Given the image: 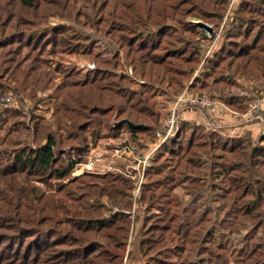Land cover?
Listing matches in <instances>:
<instances>
[{"label":"trees","instance_id":"trees-1","mask_svg":"<svg viewBox=\"0 0 264 264\" xmlns=\"http://www.w3.org/2000/svg\"><path fill=\"white\" fill-rule=\"evenodd\" d=\"M258 2L264 4V0H258ZM20 3L21 6L28 9L36 8L33 0H20ZM223 3L226 4L225 0H223ZM251 5L242 10L248 13L249 18H243V20L240 16L236 17L235 22H233L237 23L236 27H239L240 23H244L245 19H251L254 14L261 13L264 16V12H261L257 8L258 6ZM50 7L45 8V11L49 8V12L46 11L44 15L42 14L41 18L43 20L46 15L56 14L54 8ZM235 10L239 13L241 8L238 7ZM224 11L225 8L223 7L219 13L223 14ZM139 13L136 14V20L134 21V26L137 28L131 26L127 29L129 34H127V40L122 44L128 48L126 51L127 64L133 66L135 73L146 76L151 80L155 79L154 81L159 84L166 83L165 94L173 95L184 87L186 80L189 81L194 69L199 64V54L196 48H191L192 52L188 54L185 50L176 55L171 53L166 45L161 47V49H164L162 54H153L156 49L160 48V42L157 44L150 42L146 45L141 37L147 30L151 33L160 28L161 25L165 26L166 19L169 16L163 10L160 12L153 11V8ZM213 13L217 12L213 11ZM158 16L165 17V20L159 21ZM7 17L13 19L14 12L6 11ZM18 18L24 23L27 20L22 16ZM1 25L7 26L5 20L1 22ZM14 25L17 24L12 23L7 28H0V38L3 37L0 39V43L4 42L1 45L9 46L13 44L15 37H17L16 42L20 46L31 45L30 40H23L22 34H25V31L22 28L14 27ZM185 30L192 32L189 28ZM247 31L244 30L242 34L243 36L247 35L245 38L247 42L242 44L236 52L227 49L228 46L223 48L222 44L219 43L217 49L220 50H213L211 55L208 54L209 56L207 55L204 60L205 72L225 67L227 71H231L230 73L234 75L240 73L241 76L264 78V48L258 46L259 41L264 37V32L262 34L260 32L263 30H259L249 39L251 33ZM134 35H137V38L132 41ZM149 37L148 35L147 39ZM136 41L141 42L133 47L132 45ZM2 47L0 46V48ZM184 47L182 46V49ZM224 49H226L225 53L223 52ZM8 52H12L13 56H9V60L6 61L9 63L14 62L16 53L13 50ZM22 59H19L16 63L14 62V65H10V68L7 66L11 71L9 72L12 73L11 76L13 77L17 71V76L14 77H17L22 84L38 87L41 76L46 74L42 73V68L35 67L34 64L26 66V60L21 61ZM95 72H85L82 78H75L76 80L66 76L55 87H52L54 88L53 93L45 97V100L38 99V103L43 102L49 106L53 105V118L51 120L35 115H30V118H28L25 114H20L18 118H15L18 114L11 112V119L6 123L4 133L7 135L6 145L11 152V162L15 167L6 170L4 175L1 174L3 182H0V189L6 195V198H0V214L2 215L0 229L5 231L0 232V241L7 239L8 236L6 235H13L8 231L16 234L24 227H33L37 229L36 232L50 234L49 237H56L58 234L65 233V237H73H70L71 240L81 236L80 234L73 236L71 228L84 230L85 232L94 229L92 232H101V236L106 238L104 240L105 247L94 253L85 250L79 252L80 248L78 250H66L65 255H63L61 254L63 251L57 253L58 250L53 248V246L59 244L54 242L42 246L31 256V250L28 252L23 249L24 253H21V246L17 250L13 249V258L18 261L16 264H44V262L47 264H105L108 262L119 264L120 253L116 251L109 252V246L116 250L124 246L130 234V228L132 231L131 238L136 233L138 235L137 239L140 241L137 248L138 253L144 256L147 255L155 249L156 243L165 242H155L158 240L159 234H157L156 239L147 236L153 234V232L146 231L149 218L148 213L144 214L152 207L153 191L157 192L161 187L158 196L166 200L165 203L170 207L176 208L167 207L165 211L168 220L178 222L177 226L174 227L176 236L170 237L172 249L176 247L181 251V253L177 251L176 254L179 255L177 257H182L184 252H186L185 257H190L195 252L188 249L186 245L205 241L202 244L203 248L200 251L197 248L198 252L196 253L201 257H206L205 264H226L227 255L238 259L239 264H264V181L256 180L255 183H259V186L251 193L248 192L250 187L249 177L256 176L255 173L250 171L249 167H261L264 159V148L256 144L259 138L256 142H253L249 132L235 138L223 134V128H206L195 122L177 121L175 131L159 146L156 156L153 158L155 165L163 155L170 154L171 163H167L166 166L162 163L157 164L153 172H147L148 180L144 183L142 193L139 196V202L143 205V208L141 207L142 209L137 212L132 226L129 219L122 217V214L118 215L113 212L111 215L106 216L105 212L109 208H106L103 213L98 212V209L104 207L99 206L103 205L99 203V196L109 197L114 203L117 201L118 208H130L129 204L126 203L123 207L122 198L119 200L118 197L120 194L124 196V193H126L124 191L131 188V185L125 180L122 181L123 183L116 184L105 181L101 187L93 185L95 189L93 195H88V197L80 196L84 192L83 189L86 188L84 184H81L84 186L82 188H79L76 184L75 188L80 190L78 195L72 194L73 188L65 190L64 187H59L60 185L52 191L53 194H42L35 186L29 191L23 181L26 176H22L20 181L16 180L17 175L30 173L50 175L51 178L55 179H66L71 174L75 164L82 161L81 156H83L89 140L96 141L102 138L119 137L123 133H127L128 137L134 141H140L141 137H147V142L155 141L154 131L160 124L159 117L161 114L159 109L155 108L149 115L141 117V115H144V110L141 107H136V101L140 102L141 100L135 99V103H133L131 102L133 98L130 97L129 93L123 92L119 88H116L113 92L105 85H101L99 81L103 79V72H98L101 74L100 77ZM29 78L32 79L30 84L27 82ZM120 78L124 80L125 76L121 75ZM25 79L27 80L24 81ZM49 79H46L45 82L47 83ZM220 81L222 80L213 79V84L216 85ZM196 82L198 81L196 80ZM40 88L47 89L46 85ZM206 88V84H200V90H206ZM212 96L213 100L224 103L234 111L244 113L247 110V101L249 100H247L248 98L243 91L234 92L232 89L219 88L218 90L213 88ZM119 99L122 101L121 103ZM114 109L116 121L120 118H126L133 123L142 122L143 126L131 128L126 123L113 124L108 118V114ZM25 118H28V124H25ZM1 120H3L2 117ZM0 129L2 130L3 126H0ZM65 147L74 150L77 156L74 157L70 154L64 156ZM165 167H168L169 170L163 178L160 175L165 173L163 172ZM208 176L211 177L210 179L223 180L224 183L228 184L222 189L224 192L227 190L226 194L228 195L226 197L230 201L226 204L225 207L228 208L225 211L226 213L231 211L232 215L235 218L237 217V224H241L244 219L249 221V217L255 219L260 214L258 217L262 219V222L257 224L258 220H256L251 224V227L255 230L252 236L255 241L251 244H249V239L246 237L243 238L240 246L231 248L230 245L225 244L223 238L228 234L225 235L216 227V223H220V220H216L218 222L215 221L213 224L206 225L199 230L198 225L205 221V204H201V208H195L200 204H191L197 201L196 196L197 198L200 197V192H206L209 187L214 189L219 186L218 182L204 180ZM261 176V180H264V173ZM187 181H190L192 186H187V183L189 184ZM178 185H183L182 187L186 190L188 198L171 196L172 189L175 190L179 187ZM192 187L194 191L190 194L189 190L191 191ZM249 194L253 198L250 199L248 196L244 200V197ZM190 196L192 197L189 198ZM222 199L224 198L222 197ZM219 205H222V203ZM190 206L192 208L189 210ZM195 215L196 218H193ZM192 218L193 222L191 223ZM41 222L46 223L43 229L40 228L41 224L39 223ZM61 225H66L68 228L65 229ZM191 225L197 231L193 230ZM110 229L113 230L110 232ZM28 231L32 230H26V232ZM232 233H235V231H232ZM196 237H200V239L198 238V240ZM88 241L79 242L77 246L82 247V245L90 244L93 239ZM231 246H233V243ZM184 260L183 264H192L191 262L184 263Z\"/></svg>","mask_w":264,"mask_h":264},{"label":"rangeland","instance_id":"rangeland-1","mask_svg":"<svg viewBox=\"0 0 264 264\" xmlns=\"http://www.w3.org/2000/svg\"><path fill=\"white\" fill-rule=\"evenodd\" d=\"M33 2L36 4L34 6L36 8L28 9L20 5V0H0V28H7L8 25L12 23L17 24L14 25V27L19 29L22 28L25 31V34L21 33L24 38L23 40L31 41V45L29 46H20V44L16 42L18 40L17 37H15L13 39L14 43L9 46L1 45L4 44V42L0 43V46H3L0 48V118L2 117L3 119L0 121V126H3V129H0V182H3L1 180L3 179L1 178L3 177L1 174L4 175L6 170H11L15 167L11 162V152L6 145L7 135L4 133L6 123L11 119V112L18 114L15 118H18L20 114H25L28 118H30V115H35L46 120H51L53 118V105L49 106L43 102L38 103V99L42 98L45 100V97L53 93L54 88L52 87H55L61 80L66 78V76H70L72 80H76L75 78H82L85 72L88 71H96L95 73L98 77L101 76L98 72H103V79L99 81L100 84L105 85L107 88L113 90V92L116 88H119L123 92L129 93L130 97L133 98L131 102L135 103V99L141 100L140 102L136 101V107H141L142 110H144V115H141V117L149 115L155 108L159 109L161 115L159 117L160 124L158 127H160L164 119H166L169 107L181 93H185L184 96H200L206 94L213 102L211 106H200L197 104L188 105L184 110V112L199 111L201 115V117L199 115V120L205 117V121H201L206 124L202 123L201 126L207 128V126H210L212 123L213 125H220V122H218V119L222 118L220 115L230 114L227 111L228 109H226V107H229L222 102L221 103L225 106L224 110L219 111L215 109V104L220 102L213 100V88L218 90L219 88L232 89L234 92L243 91L248 98L247 100H249L247 101V110L244 112L247 113L246 118H248L249 131L247 129L241 130L238 128L239 130L228 132L227 130L230 127L224 125L223 128L226 129V131L222 133L239 138V136H243V134L249 132L253 142H256L259 138L256 144L264 148V99L260 104L258 112H250L249 109L250 103L259 98H264V78L241 76L240 73L234 75L230 73L231 71H227L225 67L205 72L206 68L204 66V60L207 55H211L213 50H220L217 49L220 45L219 43L222 44L223 48L228 46L227 49L229 48L232 52H236L240 49L242 44L247 42V40L245 41L247 35H242L244 30H248L251 33L249 39L252 38L255 32H259V30H263L260 32L263 34L264 16H262L261 13L252 15V18L249 20L245 19L246 22L243 21L244 23L239 24L241 27H236L237 23H233L238 16H240L241 19L249 18L248 13L242 10L245 7H249L251 4H255L261 12H264L263 3L258 2V0H225L226 4L223 3V0H33ZM49 6H51L50 8H54L56 14L51 13L48 16L46 15L43 20L41 16L42 14L44 15L46 11L49 12V8L45 11V8ZM223 7L225 11L223 14H220V9ZM238 7L241 8L239 13L235 10V8ZM150 8H153V11L159 12L163 10L169 16L168 19H166L165 26L161 25L160 28L151 33L147 30L146 32L148 33L146 34V32H144L143 37H141L146 45L150 42L156 44L160 42V48H158V50L156 49L153 54H162L164 49H161V47L166 45V47L171 50L170 52L176 55L181 54L185 50L186 54H188L192 52L191 48H196L200 57L199 64L194 69L189 81L186 80L184 87L173 95L165 94L166 83L159 84L154 81L155 79L151 80L146 76L144 77L139 73H135L133 71V66L127 64L126 51L128 48L122 45L124 44L123 42L127 40V34H129L127 29L131 28V26L137 28L134 26L136 14L138 12L141 13V11L145 12ZM6 11L14 12L13 19H9V17L6 18ZM213 11L217 13H213ZM21 16L27 19L25 23L18 18ZM4 20L7 26L1 25V22ZM158 20L163 21L165 17L158 16ZM201 23L211 26V33L201 27ZM186 28L191 29L192 32L186 31ZM148 35L150 37L147 39ZM2 38L3 37L0 39ZM136 38L137 35H134L132 41ZM138 42L141 41H136L132 46H137ZM182 46H185L184 49H182ZM258 46H263L262 48H264V37L259 41ZM10 50L16 53L14 59L15 63L23 58L21 61L26 60V66L34 64L35 67L38 66L42 68V73L46 75L41 76L38 87L22 84L17 77H14L17 76V71L13 77L11 76L12 73H10L11 71L9 68L10 65H14V62L9 63L6 61L9 60V56H13L12 52H8ZM225 50L226 49L223 51L224 53ZM21 61L20 63H22ZM175 63L178 62L176 61ZM89 65L93 67L90 68L88 67ZM7 66H9V68ZM121 75L125 76L124 80L120 78ZM48 78L50 79L46 83L45 81ZM213 79H220L222 81L214 85ZM26 80L27 79L24 81ZM31 80L32 79L29 78L27 82L30 84ZM196 80L198 82H196ZM201 83L206 84V90L199 89ZM43 85H46L47 89L40 88ZM121 102L120 100V103ZM234 113L241 117L240 112L234 111ZM115 114V109L108 114V118L111 122L115 120ZM182 114L183 112L180 113V117ZM28 118H25V124H28ZM235 120L233 121H235L237 125L242 122L240 118H235ZM139 123L143 124L142 122ZM157 128H155V130ZM155 139H157L156 136ZM117 143L132 151L135 150L134 154H138V157H144L150 150L151 144L155 143V141L147 142V137H141L140 141H134L128 137L127 133H123V135L119 137L102 138L96 141L89 140L87 148L86 150L84 149V154L81 156L82 161L75 164L71 174L66 179H55L51 178L50 175L45 176L39 173H30L17 175L16 180L20 181L22 180V176H26L23 181L27 188H29V191L35 186L38 188L39 193L42 194H53L52 191L60 185L59 187H64L65 190L73 188L72 194L78 195L80 190L75 188L76 184L79 188L84 187L81 185L84 184L86 188L83 189L84 192L80 195L81 197L82 195L87 197L88 195L92 196L95 190L93 185L101 187L104 185L105 181L116 184L119 182L123 183L122 181L125 180L131 185V188H129L130 190L124 191L126 192L124 196L120 194L118 197L119 200L122 198L123 207L129 204L130 208H118L119 204H117V201L114 203L109 197L99 196V203L103 204L99 206L104 207L98 209V212L103 213L106 211V208H109V210L105 212L106 216L111 215L113 212L118 215L122 214V217L129 219L130 225L132 226L137 212L143 208V205L139 202V196L142 193L144 183L148 180L147 172H153L157 164L162 163L166 166L167 163H171V157L170 154L163 155L154 165L153 158H155L157 151L155 150L143 165L138 163L132 156L122 155L121 151H116L114 145ZM64 150V156L68 154L74 157L77 156L76 152L68 147H65ZM262 162L260 168L249 167L250 171L256 175L254 177H249V193L259 186V183H255L256 180L264 181L261 180V174L264 173V159ZM168 170V167L163 168V172L165 173L160 176L164 178ZM210 178L211 177L208 176L204 180L207 182H218L219 186L214 189H210L209 187L206 192H200V197L197 198L196 196L197 201L191 204H200V206H195V208H201V204H205V221L198 225L199 230L206 225L213 224L216 220H220V223H216V227L225 233V235L228 234L223 238L225 244L230 245L231 248L240 246L241 241L245 237L249 239V244H251L255 241V239H252L255 230L251 227V224L256 220H258L257 224L262 222V219L258 217L260 214L255 219L249 217V221L244 219L241 224H237V217L235 218L231 211L227 213L225 211L228 208L225 206L230 201H228L226 197V195H228L226 194L227 190L224 192L222 189L228 186V184L224 183L223 180L219 181ZM187 182H189L187 186H192L190 181ZM178 186L179 187L175 188V190L172 189L171 196L188 198L186 190L182 187L183 185ZM161 188L157 190V192L153 191L154 196L151 200L152 207L149 208L147 212L145 211L144 214L148 213L149 218L146 231L153 232V234H148L147 236L156 239L157 234H159L157 237L158 240L155 242H165L156 243L155 249L144 256L138 253L137 248L140 241L137 239L138 235L136 233H134L131 238L132 231L130 228V234L124 246L117 250L109 246V252L116 251L120 253V259H118L119 264H183L182 262L184 259V263L205 264V260L207 261L206 257H201L199 254H196L198 252L197 248L200 251L205 241L186 245L188 249L195 252V254L190 257H185L186 252L182 253V255L184 254L182 257H177L179 255L176 253L179 250L176 249V247L172 249L170 237L176 236L174 234V227L177 226L178 222L176 220L172 221L167 219L165 209L170 207V205L166 204V200L158 196ZM192 189L191 191L189 190L190 194L194 191V189ZM29 196L31 197L30 193ZM156 196L158 197L154 198ZM248 196L250 199L253 198V196L249 194L244 197V200H246ZM191 197L192 196L189 198ZM222 197L226 199L224 200ZM0 198H6V195L1 192V189ZM220 203H222V205H219ZM170 208L176 209L172 206ZM191 208L190 206L189 210ZM1 216L0 214V217ZM193 218H196V215ZM193 218L191 219V223L193 222ZM1 219L2 217L0 220ZM44 222L46 221L44 220ZM44 222L39 223L41 224V229H43L44 224H46ZM193 225H191L192 229L197 231L195 227L193 228ZM61 226L65 229L68 228L66 225ZM228 229L230 230L228 231ZM26 230L32 231L26 232ZM36 230L37 229L33 227H24L16 234L12 233V231H8L13 235H6L8 238L0 241V264L18 263V261L13 258V249L15 248L17 250L21 246V253L23 249L28 252L31 250V256L42 248V246L54 242H58L59 244L53 246V248L58 250L57 253L63 251V253H61L63 255H65L64 252L66 250H78V248H80L79 252L85 250L86 252L94 253L105 247L104 240H106V238L101 236V232H92L94 229L85 232L84 230L71 228L70 230L73 236H78L77 234L81 235L77 238L75 237L76 239L74 238V240L70 239L71 236L65 237V233L58 234L56 237H49L50 234L36 232ZM112 230L113 229H110V232ZM232 231H235V233H232ZM0 232L5 231L0 229ZM198 238L200 239V237H196V239ZM90 239H93L90 244L82 245V247L77 246V243ZM64 242L67 243L65 244ZM232 243L233 246H231ZM179 252L181 253V251ZM226 259V264H239L238 259H234L233 256L227 255ZM45 263L46 262H44V264ZM105 264L116 263L108 262Z\"/></svg>","mask_w":264,"mask_h":264},{"label":"built area","instance_id":"built-area-1","mask_svg":"<svg viewBox=\"0 0 264 264\" xmlns=\"http://www.w3.org/2000/svg\"><path fill=\"white\" fill-rule=\"evenodd\" d=\"M88 67L92 68V65ZM185 93H181L174 103L169 107L168 115L164 119L160 127L155 130V136L157 142L153 144L150 150L144 155V157H138V154H134L135 150L127 149L118 143L114 145L116 151H121L122 155L132 156L138 163L145 164L152 153L171 135L175 130L177 121L180 118V113L188 107V105L197 104L200 106H211L212 101L206 94L200 96H184ZM264 98H259L256 101L250 103V112H258L261 102Z\"/></svg>","mask_w":264,"mask_h":264},{"label":"crops","instance_id":"crops-1","mask_svg":"<svg viewBox=\"0 0 264 264\" xmlns=\"http://www.w3.org/2000/svg\"><path fill=\"white\" fill-rule=\"evenodd\" d=\"M221 103V102H220ZM216 103L215 104V109H218L219 111H221V110H224V108H225V106L221 103ZM226 109H228L227 111L230 113V114H222V115H220V117H222V118H219L218 119V122H220L219 124L220 125H216V124H214L213 125V123L210 125V126H207V127H211V128H215V129H217V128H223V126L224 125H226V126H229L230 128L227 130L228 132L229 131H233V130H239V129H247L248 131H249V123H248V118H246L247 116H246V114L247 113H241L240 114V116L241 117H239V116H237L238 114H235L234 113V111L233 110H229V109H231V108H227L226 107ZM225 109V110H226ZM199 115H200V113H199V111H185V112H183V114H182V116L179 118V120L180 121H188V122H195L196 124H205L204 122H202L203 120L205 121V117H203V118H201V120H199ZM235 116V117H234ZM200 117H201V115H200ZM225 117V118H224ZM235 118H240L241 120H242V122L240 123V124H236L235 123ZM178 120V121H179ZM233 120H235V121H233ZM206 125V124H205ZM239 128V129H238ZM223 130L224 131H226V129H224L223 128ZM157 140L158 139H155V143L157 142ZM155 143H152L151 144V146L153 145V144H155Z\"/></svg>","mask_w":264,"mask_h":264},{"label":"water","instance_id":"water-1","mask_svg":"<svg viewBox=\"0 0 264 264\" xmlns=\"http://www.w3.org/2000/svg\"><path fill=\"white\" fill-rule=\"evenodd\" d=\"M200 25H201V27H203L206 31H208L209 33H211V31H212L211 26H209V25H207V24H203V23H201ZM112 123H113V124H115V123H118V124H120V123H126V124H127L129 127H131V128H140V127L143 126V124H141V123H133V122H131L130 120H128V119H126V118H121V119H119V120H117V121L112 120Z\"/></svg>","mask_w":264,"mask_h":264}]
</instances>
